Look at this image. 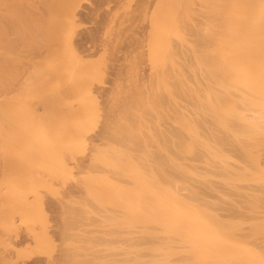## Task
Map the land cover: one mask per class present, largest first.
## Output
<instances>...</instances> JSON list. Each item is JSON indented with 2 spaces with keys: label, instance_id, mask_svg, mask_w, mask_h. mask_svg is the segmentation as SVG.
Listing matches in <instances>:
<instances>
[{
  "label": "rangeland",
  "instance_id": "374dc122",
  "mask_svg": "<svg viewBox=\"0 0 264 264\" xmlns=\"http://www.w3.org/2000/svg\"><path fill=\"white\" fill-rule=\"evenodd\" d=\"M27 262L264 264V0H0V264Z\"/></svg>",
  "mask_w": 264,
  "mask_h": 264
},
{
  "label": "bare ground",
  "instance_id": "6f19581e",
  "mask_svg": "<svg viewBox=\"0 0 264 264\" xmlns=\"http://www.w3.org/2000/svg\"><path fill=\"white\" fill-rule=\"evenodd\" d=\"M89 14H90V12H89ZM87 15V14H86ZM90 16V15H89ZM89 18V17H88ZM87 19V18H86ZM85 20V19H84ZM246 190V189H245ZM253 191V190H252ZM246 192L247 191H244L243 193H244V196H245V194H246ZM249 193V192H248ZM248 195H251V194H248ZM256 196V195H255ZM255 196H253L252 195V197H254L255 198ZM246 198H247V194H246V197H245V200H246ZM249 201V200H248ZM247 201H244V203H246ZM38 259H41V258H38ZM35 260V259H34ZM42 260V259H41ZM26 263V262H25ZM25 263H23V264H25ZM30 263V262H29ZM41 262H32V263H30V264H40ZM44 263V262H43ZM27 264H28V262H27Z\"/></svg>",
  "mask_w": 264,
  "mask_h": 264
}]
</instances>
